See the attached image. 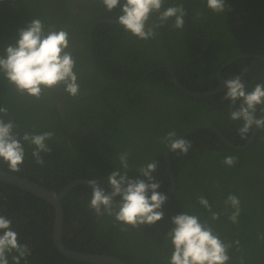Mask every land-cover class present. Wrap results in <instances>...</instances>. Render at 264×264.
<instances>
[{
  "label": "trees",
  "instance_id": "16d2710c",
  "mask_svg": "<svg viewBox=\"0 0 264 264\" xmlns=\"http://www.w3.org/2000/svg\"><path fill=\"white\" fill-rule=\"evenodd\" d=\"M187 2L189 33L209 38L211 46L203 58L175 70L182 87L191 92L214 90L215 74L223 63L242 55L264 58V0H225L221 13L209 9L207 0ZM180 4L184 7V0H165L164 9ZM121 14L119 6L108 11L101 0H0V55L19 39L20 29L40 18L46 28L69 33L80 84L77 97L58 88L36 100L16 93L0 74V107L8 109L5 120L18 125L15 130L21 137L24 132L54 133L47 141L51 151L41 153L44 165L36 164L31 155L35 146L24 142L21 170L12 172L0 160L1 170L54 193L79 179H97L108 189L107 177L120 169L119 154L128 153L129 178L145 179L139 167L156 161L157 191L166 194L170 180L163 164V137L168 132L178 136L193 126L209 124L234 145L246 142L253 129L247 139L241 138L238 128L242 121L230 119L226 89L203 98L185 96L161 67L196 57L205 43L188 36L184 27L174 28V18L157 28V35L149 40L137 39L118 22H103L117 20ZM158 22L155 14L149 21ZM154 67L132 88L126 85ZM221 75L225 80L239 75L254 88L264 83V61L240 57L226 65ZM185 139L192 145L187 155L169 153L176 188L162 206V220L122 231L125 226L114 216L97 215L90 208L92 189L80 184L61 200L63 246L75 252L109 255L125 264H169L171 218L188 212L207 221L222 240L232 244L228 264H264V129L240 151L228 148L207 129ZM226 156L236 157V163L231 167L224 164ZM229 194L241 203L235 224L228 219L231 207L224 203ZM200 196L208 199L214 212L221 213L218 220L210 219L211 213L198 203ZM0 215L11 220L20 243L30 250L20 264H87L66 258L54 247V209L43 199L0 181ZM13 255L17 253L9 254V264H13Z\"/></svg>",
  "mask_w": 264,
  "mask_h": 264
},
{
  "label": "clouds",
  "instance_id": "9594fccd",
  "mask_svg": "<svg viewBox=\"0 0 264 264\" xmlns=\"http://www.w3.org/2000/svg\"><path fill=\"white\" fill-rule=\"evenodd\" d=\"M108 11L118 6L121 15L117 21L122 28L140 40H149L157 35L156 29L163 26L170 18H174L173 27H184L185 10L182 4L164 9L165 0H101ZM225 0H207V7L213 12L225 11ZM164 9V10H162ZM158 23H149L153 15ZM77 61L70 51L69 33L64 29L46 28L40 18L31 19L26 28L19 30V39L8 44L4 54L0 55V74L21 96L40 100L46 92L62 89L71 97L80 95V84L76 71ZM226 88L224 99L230 101V119L242 121L238 133L242 139L255 127L264 129V83H257L254 90L248 91L237 75L224 80ZM238 105V107H237ZM262 114L257 117V110ZM8 115L6 107H0V160L7 163L12 172H19L25 161L24 142L34 145L31 153L38 165H44L41 153H49L51 149L47 141L54 133L45 131L40 134L24 132L21 137L16 131L18 125L12 120H5ZM165 146L170 151H179L187 155L191 142L177 137L170 131L163 137ZM128 153L118 156L120 169L107 177L108 189L102 187L97 179H90L87 184L92 189L90 208L97 215L114 216L115 220L125 227L140 228L154 225L163 219V204L166 195L157 191L160 183L153 173L157 170V162L152 161L139 167L138 171L145 179L129 178ZM236 157L226 156L224 164L233 166ZM123 169V171H121ZM198 203L209 213L210 219L218 220L221 213L214 212L207 198L200 196ZM232 211L228 219L238 223L241 203L237 196L229 194L224 201ZM172 229L167 233L173 251L169 264H228L231 257V243L222 240L214 228L202 221L198 215L182 212L171 218ZM12 222L0 215V264H9V254L13 264H20L22 259L30 255L27 244L20 243L18 233L13 230ZM234 243L239 244V241Z\"/></svg>",
  "mask_w": 264,
  "mask_h": 264
},
{
  "label": "water",
  "instance_id": "95a60500",
  "mask_svg": "<svg viewBox=\"0 0 264 264\" xmlns=\"http://www.w3.org/2000/svg\"><path fill=\"white\" fill-rule=\"evenodd\" d=\"M184 7H185V16H184V30L186 32V34L188 36H190L191 38L195 39V40H200L203 41L205 43V48L203 49V51L197 55L196 57L185 61V62H181L172 66H168V65H161V67L166 68V70L169 73V78H170V82L171 84L176 88V90H178L180 93L184 94L185 96H189V97H193V98H203V97H208L211 95H214L224 89H226L224 87V80L225 78L221 75V71L222 69L232 63L234 60L240 58V57H254L256 59H260L262 61H264V58L258 56V55H242V56H237L234 57L230 60H228L227 62L223 63L216 71L215 77L217 80V87L214 90H209L206 92H191L187 89H185L184 87L181 86V84L179 83V81L177 80L176 76H175V70L183 65H187V64H191L193 62H196L197 60H199L200 58H203L207 52L210 49L211 46V41L209 38H205L202 36H196V35H192L189 33V28H188V14H189V9H188V2L187 0H184ZM103 22H118L117 20H103ZM91 34V32H90ZM91 38V35H90ZM91 41V40H90ZM89 41V42H90ZM90 53L92 58L94 59L91 47H90ZM160 67V66H158ZM157 67L152 68L150 71L146 72L141 78H139L137 81L133 82V83H126V85H128L130 88H132L134 85L138 84L139 81L146 77L150 72H152L153 70H155ZM108 78H111L110 75H106ZM113 80H116L115 78H113ZM245 87L250 89L251 91L254 90V88L252 86H250L248 83L244 82ZM260 115H262L260 113ZM210 130L212 132H214L217 137L219 138V140L228 148L235 150V151H240V150H244L246 149L248 146H250L255 138V136L257 135L259 129L257 128H253L251 135L249 136V138L246 140V142L243 145H234L232 144L229 140H227V138L214 126L209 125V124H203V125H197V126H193L187 130H185L184 132H182L181 134H179L177 137H182L185 138L188 135L199 131V130ZM169 153H170V149L168 147H165L164 149V153H163V164L165 166L168 178L170 180V187L168 189V191L166 192V201L172 196L173 192L175 191L176 188V183H175V178L172 172V169L170 167L169 164ZM0 181L7 183V184H11L14 185L18 188H20L23 191L29 192L35 196H37L38 198L43 199L45 202L51 204L53 206L54 209V221H53V227H52V239H53V244L54 247L66 258L74 260V261H78V262H84L87 264H125L123 261L109 256V255H105V254H88V253H81V252H75L72 251L70 249H67L63 246L62 240H61V234H62V222H63V215H62V207H61V200L67 195V193L73 189L75 186L80 185V184H87L86 179H79V180H75L70 182L62 191H60L59 193H54L42 186H40L37 183H34L32 181H29L25 178L13 175L11 173L5 172L3 170L0 169ZM89 186V185H88Z\"/></svg>",
  "mask_w": 264,
  "mask_h": 264
}]
</instances>
